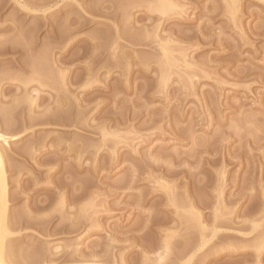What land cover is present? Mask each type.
<instances>
[{
	"label": "rangeland",
	"instance_id": "rangeland-1",
	"mask_svg": "<svg viewBox=\"0 0 264 264\" xmlns=\"http://www.w3.org/2000/svg\"><path fill=\"white\" fill-rule=\"evenodd\" d=\"M0 264H264V0H0Z\"/></svg>",
	"mask_w": 264,
	"mask_h": 264
}]
</instances>
